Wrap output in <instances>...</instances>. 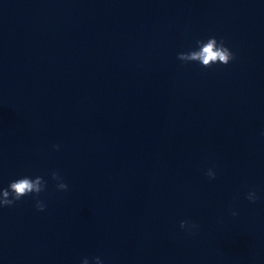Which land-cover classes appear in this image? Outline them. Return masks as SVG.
Wrapping results in <instances>:
<instances>
[{"label":"clouds","instance_id":"clouds-1","mask_svg":"<svg viewBox=\"0 0 264 264\" xmlns=\"http://www.w3.org/2000/svg\"><path fill=\"white\" fill-rule=\"evenodd\" d=\"M177 59L188 63H199L203 68H211L215 64L228 65L235 59V54L225 45V42L217 40L216 37H209L205 40H197L196 48L188 52L178 53ZM59 149V145L53 146ZM205 175L210 179L216 178V172L209 168ZM52 180L56 181V189L58 191H66L68 184L64 182V178L56 171L51 173ZM47 187V181L41 177L23 176L9 182L7 188H0V208L11 207L16 202L27 196H32L35 199V208L37 211L43 212L46 208L44 201L38 199L40 193L44 192ZM246 199L255 203L258 199L255 190H250L247 193ZM237 215L236 212L232 213ZM198 225L190 223L187 220L180 222V228L194 234V230L198 229ZM81 264H89L88 258H84ZM93 264H103L99 256L93 258Z\"/></svg>","mask_w":264,"mask_h":264}]
</instances>
